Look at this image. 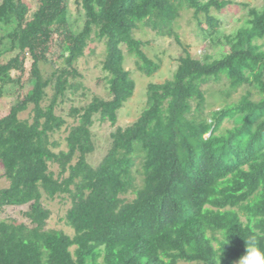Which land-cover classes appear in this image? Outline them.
<instances>
[{
	"label": "trees",
	"instance_id": "1",
	"mask_svg": "<svg viewBox=\"0 0 264 264\" xmlns=\"http://www.w3.org/2000/svg\"><path fill=\"white\" fill-rule=\"evenodd\" d=\"M38 1L32 17L25 0L0 2V96L18 87L0 116V159L9 180L0 189V213L27 205L28 220L0 219V264H235L249 236L264 246V6L249 7L245 25L227 36L223 57L200 59L185 47L173 77L148 83L139 117L116 127L94 166L87 156L95 151V117L116 125L136 89L122 45L152 76L161 64L135 36L141 24H170L186 3L199 22L203 12L211 35L220 23L211 9L234 1ZM72 2L84 10L78 30ZM94 35L106 46L109 97L95 94L87 105L72 106L75 123L65 137L67 148H60L53 136L67 120L57 107L82 86L75 63ZM176 40L182 44L178 35ZM56 53L65 64L45 76L40 62ZM222 80L225 101L207 112L205 86ZM244 85L247 92L231 100ZM48 87L53 93L46 100ZM30 105L31 118L22 119ZM227 119L232 124L224 127ZM57 197L71 200L64 220L73 235L46 227L52 211L44 201Z\"/></svg>",
	"mask_w": 264,
	"mask_h": 264
},
{
	"label": "rangeland",
	"instance_id": "2",
	"mask_svg": "<svg viewBox=\"0 0 264 264\" xmlns=\"http://www.w3.org/2000/svg\"><path fill=\"white\" fill-rule=\"evenodd\" d=\"M2 0H0L1 2ZM31 7L30 17L38 8V0H25ZM207 1V0H202ZM234 3L227 7L217 10L211 9V14L218 20L219 24L216 30L210 35L208 31V23L205 20L203 12L200 17L203 21L199 22L195 14V9L183 4L175 18V20L162 27H152L146 24H141L140 28L135 31V36L147 42L144 46L145 52L150 58L161 64L160 69L152 76L143 74L136 65V56L127 51L125 45L122 48L125 52V67L131 71L132 77L136 81V89L134 96L125 103V106L120 109L118 114V121L116 125H112L109 121L99 120L98 115L95 117V122L92 126L93 140L95 143V151L89 153L88 161L97 166L111 146V133L115 131L117 126L126 127L135 121L142 112L146 103L147 85L149 82H164L166 79L173 77L179 65V57L186 54L185 47L190 53L200 59L210 56L212 59L221 58L229 52V46L226 43L227 36L233 35L247 22L249 18V7L261 8L264 6V0H233ZM249 6H247V5ZM72 17L74 19V27L78 30L84 25V10L78 9L74 2L71 3ZM3 30L0 29V35ZM176 35L179 36L182 44L176 40ZM54 52V51H53ZM106 55L105 42L95 35L89 41L85 48V54L79 58L75 63V67L82 74L77 77V80L82 82V86L77 92L68 91L64 101L57 107V113L63 115L67 123L60 131L54 134L53 139L60 141V148H67L65 137L71 124H74V117L70 115L72 106L87 105L95 94L102 97H109L108 82L106 79V72L103 69V60ZM51 61H41L40 66L45 76L50 75L55 68L63 66V58L58 57V53L50 57ZM31 60L27 62V67L24 72V79L30 77ZM19 74L21 71H14L13 74ZM227 86V80L221 82H210L205 87L210 91L207 96L206 111H212L222 106L224 97L220 95V90ZM18 87L13 88L9 93H4L0 96V116L8 113L11 105L16 99ZM250 88L248 85L241 86L235 93H233L231 100L239 99ZM16 90V91H15ZM15 91V93H13ZM255 91V98H259L257 91ZM49 100L53 93L52 87L47 88ZM47 103V101H45ZM32 107L21 112L22 119L31 118ZM230 120H225L224 127L231 126ZM58 150V149H57ZM137 165L134 168L135 174L140 179L142 159L137 157ZM52 168L57 171V165ZM9 186V180L4 176V165L0 159V189ZM128 198H132L134 194L130 192ZM45 204L51 209L52 213L47 221V228L61 229L66 233L73 235L74 230L68 226L64 220V216L71 206V200L67 198L57 197L53 200L45 199ZM27 209L24 206H7L0 213V219H15L16 221H28L23 215V211ZM73 249V248H72ZM180 264H185L180 262Z\"/></svg>",
	"mask_w": 264,
	"mask_h": 264
},
{
	"label": "clouds",
	"instance_id": "3",
	"mask_svg": "<svg viewBox=\"0 0 264 264\" xmlns=\"http://www.w3.org/2000/svg\"><path fill=\"white\" fill-rule=\"evenodd\" d=\"M246 244L245 254L235 264H264V246L258 242L257 236H249Z\"/></svg>",
	"mask_w": 264,
	"mask_h": 264
}]
</instances>
